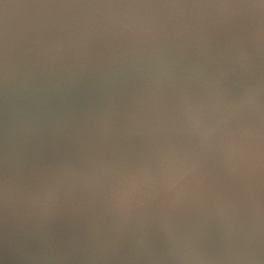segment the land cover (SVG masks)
<instances>
[{
  "label": "water",
  "instance_id": "95a60500",
  "mask_svg": "<svg viewBox=\"0 0 264 264\" xmlns=\"http://www.w3.org/2000/svg\"><path fill=\"white\" fill-rule=\"evenodd\" d=\"M0 264H264V0H0Z\"/></svg>",
  "mask_w": 264,
  "mask_h": 264
}]
</instances>
